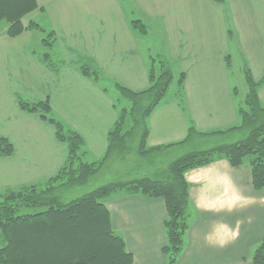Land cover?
Masks as SVG:
<instances>
[{"label":"crops","instance_id":"obj_1","mask_svg":"<svg viewBox=\"0 0 264 264\" xmlns=\"http://www.w3.org/2000/svg\"><path fill=\"white\" fill-rule=\"evenodd\" d=\"M38 7L36 29L0 34V138L13 146L0 157V194L44 183L68 157L55 126L20 101H48L54 117L83 137L82 158L92 163L105 154L119 114L111 85L145 90L153 58L177 78L147 119L146 146L155 153L180 147L190 126L202 133L239 126L246 73L264 78V0H40ZM80 57L104 78L83 75ZM257 94L264 107V82ZM185 179L188 230L175 264H253L264 241V189L254 188L250 165L221 157ZM104 202L133 264L167 263L164 198L117 192Z\"/></svg>","mask_w":264,"mask_h":264},{"label":"trees","instance_id":"obj_2","mask_svg":"<svg viewBox=\"0 0 264 264\" xmlns=\"http://www.w3.org/2000/svg\"><path fill=\"white\" fill-rule=\"evenodd\" d=\"M39 1L0 0V34L5 32L15 37L25 29H36L39 26L36 20L30 19L25 26L24 18L39 8ZM132 25L145 30L140 20L132 21ZM49 36L45 41H49ZM77 65L87 77L96 80L104 78L91 59L80 57ZM246 75L249 90L244 105L240 108L239 126L212 133H202L190 126L187 137L176 144L184 146L204 136H224L235 130L246 132L249 129L242 140L221 143L210 149L193 150L173 160L167 170L156 171L157 173L151 175L143 174L125 181L116 179L108 185L103 184L70 200H67L66 186L59 184L58 180L68 176L71 170L74 181L79 180L75 187L80 186L82 189L90 183L84 184L90 178L89 174H94L99 166L102 169V166L110 164L111 158L117 153H129L128 150L133 148L132 141L136 140L134 143H137L139 151L143 150L145 156L148 152L155 153L160 150L146 146L147 119L162 103L173 82L174 75L169 63L164 59H152L149 86L145 90L133 91L115 83L123 98V105L119 107V103L115 101L119 114L109 131L107 149L102 157L92 163L83 161V137L54 117L48 101H20L24 110L40 112L44 119L55 126L58 139L67 143L68 157L59 171L44 183L6 191L10 196L0 205V233L5 240L0 247V264H133V255L126 250L123 238L112 228L110 214L104 202L108 194L121 189L147 198H164L168 218L165 221L167 243L163 253L167 258L166 264H175L184 249L188 230L186 210L189 203V184L185 179L187 170L209 164L221 157L232 166L248 163L252 170L254 188L264 189V107L257 94V87L264 82V78L255 81L249 71ZM183 80L184 74L181 73L178 83L182 85ZM12 152L10 141L0 138V157L8 156ZM119 158L115 164L119 163ZM78 171L79 175L76 176ZM25 208L32 209V212H22ZM72 230L76 232L72 234ZM78 232L84 237H78ZM92 237L95 238L91 242L93 249H80L82 246L86 248L85 244ZM39 260L47 263H40ZM253 264H264V241L254 251Z\"/></svg>","mask_w":264,"mask_h":264},{"label":"rangeland","instance_id":"obj_3","mask_svg":"<svg viewBox=\"0 0 264 264\" xmlns=\"http://www.w3.org/2000/svg\"><path fill=\"white\" fill-rule=\"evenodd\" d=\"M38 4H39V2H38ZM30 19H34V12L27 15L24 18V22H28ZM35 31H37V30H35ZM49 41H50V39H49ZM176 87H177V78L174 79V81L172 82L171 87L168 91L170 96L172 95V93L174 92ZM240 89H242V86H240ZM110 91L112 92V96H113V98H115V101H117L119 103L118 104L119 107L122 106L123 105V98H122L120 92L115 88L114 85H111ZM247 131H249V129H247L246 132H245V130H240V131H236L233 133H229V134L224 135V136H216V137L204 136V137H201L198 141L189 142V143L185 144L184 146H180L178 148H175V149H172V150H169L166 152H158V153L148 152V154H146V156L143 153L142 149H141V151H139L137 143H134L136 140H134L131 143L133 148L128 150V151L132 152L131 155H130V152L129 153L123 152L122 155L118 154V153L115 154L114 157L111 158L110 164H106V165L102 166L103 167L102 169H100L101 166H99L94 174L93 173H91V175L89 174L88 177H90V178H87L88 180L86 182H84V184L90 182L87 187H84L82 189H80V186L75 187V185L77 184L76 182L79 180L74 181L75 179H73L74 175L72 173V170H71V172H69L70 174H68V176H65V177L61 178L60 180H58V183L59 184L63 183V185L66 186L67 200H70V199L82 196L83 194H86V193L90 192L91 190H93L94 188L99 187L103 184L108 185V183L114 182L116 179L125 181L127 179H133L136 177H140L143 174H150L151 175V174H153V173L155 174L159 171L167 170L170 167V165L172 164L171 162L180 156H183V155H185V154H187L193 150H205V149H210L214 146H217L218 144H221V143H233V142L240 141L245 137V135L247 134ZM4 139H6V138H4ZM143 155H144V157H143ZM118 156H120V158ZM118 158H119V161H118L119 163L115 164L114 162L117 161ZM83 161H85V160H83ZM85 162H87V161H85ZM87 163H90V162H87ZM78 173H79V171L76 173V176L79 175ZM68 179H70V180L72 179V181L69 182ZM117 192L121 193V192H131V191L127 190V189H121V190H117L115 192H112V193L108 194L107 196L114 194V193H117ZM131 193H133V192H131ZM9 196L10 195L6 194V191L1 193L0 194V205ZM104 200H105V198H104ZM22 212H32V209L25 208L22 210ZM56 229L59 230V227H57ZM51 231H53V229ZM72 232H73L72 234H74L76 231L72 230ZM78 234H79L78 237H84V235H81L79 232H78ZM51 237H52V235H51ZM94 239L95 238L92 237L91 241L88 242L87 244H85V245H87V247L83 248L84 246H82V247H80V249L81 248H82V250L93 249L91 242ZM4 243H5L4 235L2 233H0V247L2 245H4ZM17 247L18 248L20 247V242L17 243ZM82 250H81V253L83 252ZM39 262H40V260H39ZM40 263H47V262L45 260H42Z\"/></svg>","mask_w":264,"mask_h":264}]
</instances>
